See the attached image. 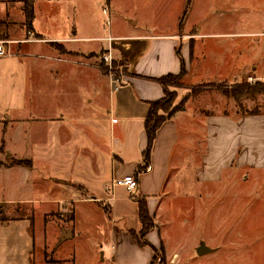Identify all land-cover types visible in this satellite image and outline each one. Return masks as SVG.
I'll return each mask as SVG.
<instances>
[{"label":"crops","instance_id":"obj_1","mask_svg":"<svg viewBox=\"0 0 264 264\" xmlns=\"http://www.w3.org/2000/svg\"><path fill=\"white\" fill-rule=\"evenodd\" d=\"M32 1L31 21L21 5L15 28L7 24L0 32L7 52L0 58V156L6 157L0 163V205L14 214L0 216V264H45L43 222L62 204L74 206L73 217L69 227L56 225L54 234L71 233L64 240L71 241L73 257L48 264H95L91 245H97L101 264H151L154 252H164L152 208L176 179L170 174L188 147L198 150L196 184H220L235 171L264 169V113L199 112L189 123L181 119L193 99L156 132L149 171L143 161L149 104L164 97L160 80L177 76L181 62L179 80L190 85L185 89L198 80L208 84L200 96L220 82L232 87L245 78L264 81V0H191L181 29L185 0H121L134 3L133 17L121 15L127 4L105 0L112 21L99 29L94 0ZM11 5L0 0V17L9 18ZM103 53L121 63V77L101 70ZM102 99L107 110L100 114ZM42 123L56 132L32 130ZM190 126L198 135L189 133ZM128 175L138 184L130 199L103 194L108 185L113 193V181ZM134 197L145 198L156 225L146 236L150 247H140L130 234L141 231ZM163 257L164 264L179 258Z\"/></svg>","mask_w":264,"mask_h":264},{"label":"rangeland","instance_id":"obj_2","mask_svg":"<svg viewBox=\"0 0 264 264\" xmlns=\"http://www.w3.org/2000/svg\"><path fill=\"white\" fill-rule=\"evenodd\" d=\"M9 1H12V7L8 10L9 18L0 17V32L4 31L7 24L11 29L15 28V25L18 24L17 19L21 17L19 7L22 5V1ZM118 2L121 5L127 4L122 3L121 0H117ZM116 7L118 9V5ZM107 11L108 6L105 0H94L93 23L98 29L106 27V22L112 21ZM117 14L119 15V13ZM121 15H125V17L135 16L134 3L131 2ZM87 20L88 18L84 19V21ZM22 22L20 25L25 30V22ZM18 31L22 32L21 30ZM0 41L6 44L4 37L0 36ZM79 47L83 48L84 45ZM104 53L98 54L101 55L99 63L101 70L106 74H109L110 71L117 78L121 77L123 74L121 63L111 59V64L107 65L108 63L103 60ZM200 82H204V80H198V84L188 89L184 87L190 85L183 82L182 79L167 86L168 91L172 94V109L179 111L185 107L190 99H193L187 104L181 120L184 117L189 123H192L193 113L200 114L199 112L206 113L209 111L242 114L256 109L259 113H264V96L262 95L257 96L254 100L243 97L234 105L229 97L226 98L223 95V91L231 89L230 84L226 82L213 84L214 87L211 86L212 88L206 94L200 96L205 87L208 86V84L201 85ZM256 83L250 78H245L237 85H255ZM259 83L264 85V81ZM237 85H232V87ZM194 92L196 94L186 101V98ZM98 103L99 112L102 114L107 110L104 107L106 101L102 99ZM181 120H178L180 126H182ZM202 121L204 120L202 119ZM31 128L32 130H39L42 136H49L56 132L55 128L51 129V126L43 123L39 127ZM189 128L190 134L198 135V129L193 126ZM5 137L6 135L3 138L4 141ZM188 149L178 160L179 169L170 174H174L176 177L173 184L169 183L168 188H164L162 192L157 194L156 204L152 208L154 222L159 227V238L165 252L162 255L156 251L155 258L157 260L164 259L163 256H165L169 259L176 253L177 258H179L177 261L175 260V264H264V169L235 171L231 176H228L229 178H224V182L220 184H196L194 182V168L198 164V150L189 147ZM109 152L113 157L114 152H116L113 143ZM176 153L178 152L176 151ZM0 157L1 163L6 157L5 154ZM1 183L2 180L0 179V187H2ZM110 190L108 185V189L103 194L130 199L128 192L123 187H114L113 193ZM98 205L105 208L103 203ZM42 206L35 205L34 207L35 209L37 207L42 209ZM73 207L66 204L57 206V209L54 207L43 222L47 237L45 264L53 261L62 263L63 260H72L71 241L64 240L61 242V236L57 237L54 230L56 225L63 228L70 226L71 208L73 209ZM98 211L96 210L97 215ZM3 214L4 220L14 217L13 213L7 211V206H3ZM201 244H205L208 250L213 251V253L208 252L204 256H199L196 251H192L194 247H199ZM91 249L95 256L93 261L95 264H101L97 245L96 247L91 245ZM40 253L43 258V250ZM82 258L85 259V253ZM40 264H44L42 260ZM170 264H174V262L171 261Z\"/></svg>","mask_w":264,"mask_h":264},{"label":"trees","instance_id":"obj_3","mask_svg":"<svg viewBox=\"0 0 264 264\" xmlns=\"http://www.w3.org/2000/svg\"><path fill=\"white\" fill-rule=\"evenodd\" d=\"M21 1H22V6H21L22 14L24 15L27 21H31L33 18V1L32 0H21ZM190 2L191 0H185L184 2L183 10L178 20L179 29H181L187 18V14L190 8ZM183 74H184V68H183V63L181 62V70L177 76L170 75L160 80V83L163 86L164 97L160 101L151 102L149 104V112L146 118L144 119V130L147 137V146L145 151L143 152V161L145 165L149 164V156L152 150L156 132L164 122L170 119L174 115V113L177 112V110L172 109L171 106L172 94L168 91L167 86L179 80L183 76ZM223 92H224L223 95L225 97L233 98L236 102H238L243 97H247L251 100H254L259 95L264 96V85H261L259 82H257L255 85H248V84L240 85V86L237 85L231 87L229 91H223ZM195 94H196L195 92L193 94H190V96L186 98V101L191 97H193L192 95ZM238 104L240 105V103ZM245 114L249 116L260 115V113L256 109L249 113L248 112L242 113V115ZM14 164L23 165L24 162L18 161V162H14ZM142 170L143 169H138V173L142 172ZM133 199L138 205V218L141 224V231L139 232L138 235H136L133 232H130V234L137 241L140 247H144V246L150 247L149 243L146 241V236L148 233H150L152 230L156 228V225L154 224L152 218L149 216L145 198L134 197ZM102 209L106 214L109 213L108 208L106 209L105 207ZM1 214H3V206L0 205V216H2ZM72 217L73 215H71V219ZM154 253L156 255V252ZM159 253L163 255L162 247L160 248ZM157 261L161 264L165 263V260L163 258L157 260L154 256V258L151 261V264Z\"/></svg>","mask_w":264,"mask_h":264},{"label":"built area","instance_id":"obj_4","mask_svg":"<svg viewBox=\"0 0 264 264\" xmlns=\"http://www.w3.org/2000/svg\"><path fill=\"white\" fill-rule=\"evenodd\" d=\"M6 54H7V52H6V48H5V43L3 41H0V58L4 57ZM103 60H105V62L108 63L107 65L111 64V59L109 57L103 56ZM108 73L110 75H112V73L110 71ZM250 80L254 81L253 79H250ZM144 170L149 171L150 170L149 166L145 165ZM116 186L125 188V190L131 196H133L137 190L138 184H137V181H136L134 176L128 175V176H125L121 179L114 180L112 183V187H116Z\"/></svg>","mask_w":264,"mask_h":264},{"label":"water","instance_id":"obj_5","mask_svg":"<svg viewBox=\"0 0 264 264\" xmlns=\"http://www.w3.org/2000/svg\"><path fill=\"white\" fill-rule=\"evenodd\" d=\"M66 235H69L71 237V233L69 231H63L61 236V241L66 239ZM209 250L207 247H205L204 244H201L199 247L196 248V253L200 256L203 254L208 253Z\"/></svg>","mask_w":264,"mask_h":264}]
</instances>
